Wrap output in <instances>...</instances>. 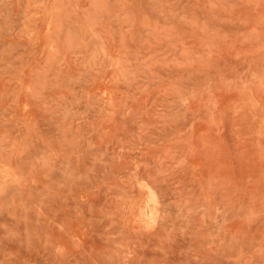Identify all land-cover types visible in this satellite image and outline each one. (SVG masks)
Wrapping results in <instances>:
<instances>
[{"label":"rangeland","instance_id":"rangeland-1","mask_svg":"<svg viewBox=\"0 0 264 264\" xmlns=\"http://www.w3.org/2000/svg\"><path fill=\"white\" fill-rule=\"evenodd\" d=\"M0 264H264V0H0Z\"/></svg>","mask_w":264,"mask_h":264}]
</instances>
